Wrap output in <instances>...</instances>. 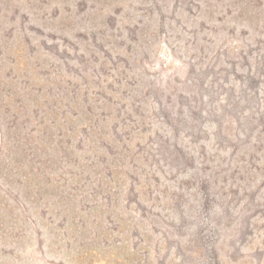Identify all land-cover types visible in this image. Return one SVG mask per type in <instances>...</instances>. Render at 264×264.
<instances>
[{
	"label": "rangeland",
	"instance_id": "obj_1",
	"mask_svg": "<svg viewBox=\"0 0 264 264\" xmlns=\"http://www.w3.org/2000/svg\"><path fill=\"white\" fill-rule=\"evenodd\" d=\"M0 264H264V0H0Z\"/></svg>",
	"mask_w": 264,
	"mask_h": 264
},
{
	"label": "trees",
	"instance_id": "obj_2",
	"mask_svg": "<svg viewBox=\"0 0 264 264\" xmlns=\"http://www.w3.org/2000/svg\"><path fill=\"white\" fill-rule=\"evenodd\" d=\"M38 110V109H37Z\"/></svg>",
	"mask_w": 264,
	"mask_h": 264
}]
</instances>
